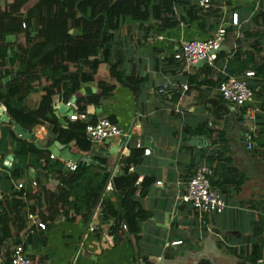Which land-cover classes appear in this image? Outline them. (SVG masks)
Here are the masks:
<instances>
[{
  "label": "crops",
  "instance_id": "crops-1",
  "mask_svg": "<svg viewBox=\"0 0 264 264\" xmlns=\"http://www.w3.org/2000/svg\"><path fill=\"white\" fill-rule=\"evenodd\" d=\"M211 1L210 9L204 10L198 0H172L168 17L176 24L168 28L155 11L162 0L150 6L149 20L123 19L113 41V60L121 61V71L134 79L133 85L110 78L109 68L101 64L98 78L106 80L112 91L86 109L90 122L108 118L117 123L123 131L120 136L101 143L87 139L88 148L76 140L65 143L53 131L55 124L67 129L75 123L70 117L78 110V97L101 93L97 81L82 83L78 95L55 96L53 115L34 127L21 125L0 101L4 106L0 110V215L5 209L10 216L20 214L24 219V229L7 244L9 258L0 247V264H10L17 242L31 259L45 264H159L155 259L165 264L173 260L177 264H264V0ZM191 9L197 12L191 14ZM222 26L227 36L214 66L207 62L188 66L174 59L183 42L208 40ZM16 56L17 51L11 52L7 59ZM234 62L238 68L245 66L241 74L227 72V65ZM7 64L0 66L1 84L18 76L19 61ZM80 67L84 73L92 71L89 62ZM247 71L256 74L249 80L255 91L249 107L257 110L252 125L245 118L247 109L226 103L218 91L228 75L243 76ZM46 84L35 82L33 91L10 100L12 107L36 110ZM54 145L59 157L49 151ZM33 146L47 154L41 155ZM133 149L143 152L130 173L138 175L136 199L147 212L137 233L123 226L116 234L110 231L116 217L101 211L102 201L112 192L100 197L88 219L71 212L45 223L32 212L38 201L25 203L39 183L57 190L58 173L49 175L47 163L56 164L54 171L64 174L82 164L92 173L109 172L115 178L122 175ZM220 153L228 163L224 173H240L245 181L239 191L229 187L223 213L200 217L181 197L197 167L208 165ZM99 159L107 160V165ZM112 207L121 212L117 202Z\"/></svg>",
  "mask_w": 264,
  "mask_h": 264
},
{
  "label": "trees",
  "instance_id": "trees-1",
  "mask_svg": "<svg viewBox=\"0 0 264 264\" xmlns=\"http://www.w3.org/2000/svg\"><path fill=\"white\" fill-rule=\"evenodd\" d=\"M154 2L156 0H12L5 7L0 6V66L4 67L7 63L13 66L17 60L20 63L18 76L7 84H1L0 75V101L7 105L11 115L21 125L34 127L48 121V116L53 115L55 96L78 95L82 83L86 81H97L101 93L78 97V111L86 112L89 105H98L102 97L108 96L112 87L97 75L103 63L109 68L110 78L133 85L134 79L121 71V61L113 60L115 33L127 16L136 20H149V9ZM172 9V0H162L155 6L156 15L166 28L176 24L168 17ZM193 12L197 11L191 9L190 13ZM11 38H14L13 42ZM16 39L23 41L16 42ZM13 51H17V56L7 59ZM238 59L237 55L235 62ZM87 62L92 67L90 73L81 71L80 64ZM235 62L227 65L229 74H241L245 69V66L238 68ZM42 81L47 83L44 86L46 94L36 110L24 112L12 107L11 99L33 91V84ZM55 126L53 131L61 141L68 143L76 140L78 145L84 142V146L90 148L91 143L85 135L86 122L72 123L67 129L58 124ZM33 149L41 155L47 154L35 146ZM142 153L141 149H133L131 156L124 161L122 175L115 178H110L109 172L92 173L82 164L75 171L64 174L54 171L56 164L47 163L45 169L49 175L58 173L57 190L50 191L39 183L37 189L27 195L25 203L38 201L37 206H32L36 207L32 212L37 213L45 223L53 222L60 214L69 215L71 212L74 217L88 219L106 192L107 184L112 182L114 189L102 201L101 211L103 215L116 217L110 231L116 234L121 226L126 225V230L137 233L138 223L147 217V212L136 199L138 175L130 173V168ZM221 154L211 157L207 164L212 168V186L226 196L229 187L234 191L240 190L245 176L240 173L225 174L228 163L221 160ZM98 162L104 165L108 163L105 159H99ZM113 201L119 204L121 212L125 211L123 215L113 210ZM22 223L24 219L20 214L12 217L4 209L0 215V247L5 248L8 258L10 249L7 244L24 229ZM13 229H16L15 235Z\"/></svg>",
  "mask_w": 264,
  "mask_h": 264
},
{
  "label": "built area",
  "instance_id": "built-area-1",
  "mask_svg": "<svg viewBox=\"0 0 264 264\" xmlns=\"http://www.w3.org/2000/svg\"><path fill=\"white\" fill-rule=\"evenodd\" d=\"M198 4L204 10L210 9L211 0H198ZM233 24H238L237 15L233 16ZM227 30L222 26L212 38L208 40H191L181 44L180 49L174 54V59L178 62L191 66L200 64L201 61L214 66L221 47L226 40ZM254 71H247L243 76L228 75L220 81L218 91L221 98L228 104L247 109L245 118L250 125L255 123L256 109L249 106L255 101V91L249 80L255 76ZM164 89H160L162 93ZM4 106L0 102V110ZM72 122H86L85 135L91 143H101L106 139L120 136L123 134L121 127L108 118H101L95 122L88 121L86 112H80L77 109L73 111L70 117ZM248 146L251 147L250 136L247 138ZM75 170L76 166H72ZM212 168L209 165L197 167L193 176L187 182L186 193L181 197L183 203L188 204L195 210L200 217L209 214L223 213L228 207L225 195L219 189L212 186L210 176ZM114 189L112 182H109L105 188L106 192H112ZM123 228H127L123 225ZM10 264H45L44 262L34 261L25 252L23 244L18 243L12 249Z\"/></svg>",
  "mask_w": 264,
  "mask_h": 264
},
{
  "label": "water",
  "instance_id": "water-1",
  "mask_svg": "<svg viewBox=\"0 0 264 264\" xmlns=\"http://www.w3.org/2000/svg\"><path fill=\"white\" fill-rule=\"evenodd\" d=\"M200 63H204V61H201ZM73 102L75 103L76 102V98L73 99ZM129 131H125V135L127 134V136L129 135L128 134ZM49 151L52 153L53 156L55 157H59L60 156V153H59V150L57 149V145H54L52 146ZM157 263L159 264H165L167 261H163V260H160V259H155ZM180 261V260H179ZM169 264H177L178 261L176 260H173V261H168Z\"/></svg>",
  "mask_w": 264,
  "mask_h": 264
},
{
  "label": "rangeland",
  "instance_id": "rangeland-1",
  "mask_svg": "<svg viewBox=\"0 0 264 264\" xmlns=\"http://www.w3.org/2000/svg\"><path fill=\"white\" fill-rule=\"evenodd\" d=\"M10 2H12V0H0V6L5 7ZM15 41L18 42V39H16ZM13 52H16V51H13Z\"/></svg>",
  "mask_w": 264,
  "mask_h": 264
}]
</instances>
